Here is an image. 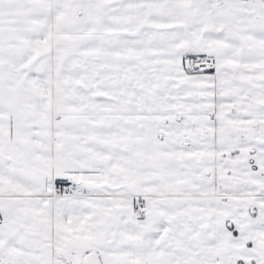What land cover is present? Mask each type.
I'll return each mask as SVG.
<instances>
[{"label":"snow or ice","instance_id":"snow-or-ice-1","mask_svg":"<svg viewBox=\"0 0 264 264\" xmlns=\"http://www.w3.org/2000/svg\"><path fill=\"white\" fill-rule=\"evenodd\" d=\"M0 264H264V0H0Z\"/></svg>","mask_w":264,"mask_h":264}]
</instances>
